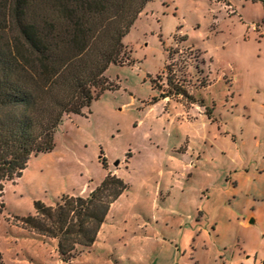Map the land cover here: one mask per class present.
<instances>
[{"label":"rangeland","instance_id":"rangeland-1","mask_svg":"<svg viewBox=\"0 0 264 264\" xmlns=\"http://www.w3.org/2000/svg\"><path fill=\"white\" fill-rule=\"evenodd\" d=\"M123 43V63L105 71L111 87L83 114L66 116L53 148L32 156L21 176L5 184L3 264H36L38 254L49 259L48 246L23 238L42 237L15 219L33 213L34 200L52 204L84 182H100L107 168L115 166L129 188L137 185V172L147 170L146 156L160 157L180 134L160 114V103L145 111L162 92L174 101L188 104L192 98L203 106L204 119L189 130L198 164L215 158L211 167L229 169L228 182L246 203L250 192H264V0H152ZM202 170L212 169L206 165ZM204 178L202 174L198 183ZM10 235L22 238V253L5 238ZM79 263L135 264L107 250H91Z\"/></svg>","mask_w":264,"mask_h":264},{"label":"trees","instance_id":"trees-1","mask_svg":"<svg viewBox=\"0 0 264 264\" xmlns=\"http://www.w3.org/2000/svg\"><path fill=\"white\" fill-rule=\"evenodd\" d=\"M151 1L0 0V214L5 184L32 156L53 148L66 116L83 114L111 87L105 71L123 63V38ZM128 187L107 171L87 195L63 193L52 204L37 199L33 213L15 219L55 239L69 262L93 244L111 203Z\"/></svg>","mask_w":264,"mask_h":264},{"label":"crops","instance_id":"crops-1","mask_svg":"<svg viewBox=\"0 0 264 264\" xmlns=\"http://www.w3.org/2000/svg\"><path fill=\"white\" fill-rule=\"evenodd\" d=\"M176 96L180 99L181 93ZM155 97L145 111L162 105L160 114L180 132L172 147H166L160 157L146 156L147 170L137 172V185L111 203L93 244L69 262L58 258L55 239L23 237L26 243L48 246L49 259L38 254L36 264H76L91 250L128 256L135 264H264V192H250L246 203L240 190L228 182L229 169L211 167L215 158L197 163L189 130L204 119L203 106L192 98L187 104L182 99ZM206 165L212 170L203 171ZM107 171L127 180L118 166ZM202 174L205 178L198 183ZM98 183L84 182L77 191L65 193L87 195ZM5 238L22 253L21 237Z\"/></svg>","mask_w":264,"mask_h":264}]
</instances>
